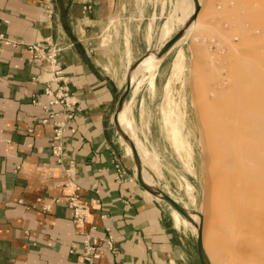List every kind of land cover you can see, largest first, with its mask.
Listing matches in <instances>:
<instances>
[{"label":"crops","instance_id":"0c3cea01","mask_svg":"<svg viewBox=\"0 0 264 264\" xmlns=\"http://www.w3.org/2000/svg\"><path fill=\"white\" fill-rule=\"evenodd\" d=\"M208 4L221 12L219 0ZM143 8L139 0H0V264H87L81 241L90 226L99 239L109 229L115 246L95 264L191 263L171 212L138 184L113 124L126 80L121 73L153 45L156 9ZM33 43L57 52L63 79L78 98L64 139L68 166L50 153L54 127L42 121L47 75L30 62L26 47ZM116 162L128 178L119 183ZM67 168L88 213L82 227L65 205Z\"/></svg>","mask_w":264,"mask_h":264},{"label":"rangeland","instance_id":"374dc122","mask_svg":"<svg viewBox=\"0 0 264 264\" xmlns=\"http://www.w3.org/2000/svg\"><path fill=\"white\" fill-rule=\"evenodd\" d=\"M200 2V15L195 27L162 59L155 84L159 65L151 72L139 69L135 77V80L142 79L139 89L134 94L131 86L125 101H129L132 108L137 136L156 155L159 173L152 177L155 187L175 198L179 204L186 205L189 211L203 216L202 242L210 264H264V213L259 204L249 202L242 207V211H237L233 227L224 221L219 182L213 172L209 145L203 139L201 127L208 110L233 103L238 92L244 97L241 104L245 108L260 107L264 103V89L261 91L256 87L253 80L254 76L261 77L264 83V0H219L221 12L210 8L208 3L211 0ZM139 4L144 7L142 13H151L156 9L157 16L149 33L153 44L150 50L154 52L161 44L158 33L162 22L170 15L185 20L192 1L139 0ZM181 27L175 22L168 39ZM115 29L117 38L119 32ZM113 37L108 32L104 35L111 43ZM178 52L183 53L179 60L176 59ZM128 70L121 76L126 78ZM246 76L253 78L249 80ZM260 79L257 82H261ZM166 81L173 85L174 101L179 105L184 134L192 150L190 158L177 151L172 137L161 126L160 104ZM125 85L126 80L120 92ZM119 134L117 132L118 142L125 155V144L120 141ZM125 158L135 170L132 158L126 155ZM186 182L193 186V202L184 194ZM155 198L163 203L167 213L172 212L173 208L166 202ZM180 218L181 224L177 229L187 242L192 257L190 264H200L195 249L197 232L191 222L186 218L185 221L183 216ZM185 222L188 224L184 225Z\"/></svg>","mask_w":264,"mask_h":264},{"label":"bare ground","instance_id":"6f19581e","mask_svg":"<svg viewBox=\"0 0 264 264\" xmlns=\"http://www.w3.org/2000/svg\"><path fill=\"white\" fill-rule=\"evenodd\" d=\"M191 1L192 6L188 11L185 20L170 15L162 22L158 33V39L161 41L160 47L171 35L173 24L175 22L182 25V27L187 23L189 17L194 11V2L193 0ZM198 1L201 5L200 0ZM198 15L200 14L198 13ZM198 15L194 21L188 24L183 35L173 44L172 48L178 45L191 31L197 21ZM126 46H128V44ZM158 49L147 54L138 66L131 71L130 81L134 94L137 92L142 82V79L136 78L135 80V77L139 74V69L147 72L150 70L151 72V69L158 66L161 60L165 57L163 56L159 58L156 56ZM182 55V52H178L176 59L179 60ZM255 77L256 76H254V78ZM252 78L250 77L249 80H252ZM254 78L253 80H255L256 83H254V85L261 88L260 90L262 91V89H264V83L261 80L262 78L256 77L257 79L261 78V82L258 81L260 83L258 85L257 79ZM166 82L167 83L164 84L162 88V102L160 104L161 126L164 128L167 135L172 137V141L174 142L177 151L182 155L184 154L187 158L190 156L192 150L190 149L189 142L184 134V123L182 116L179 115V105L174 101L173 85L169 81ZM238 93L234 96L235 101L233 103H224L223 105H220L219 108L208 110L201 122V127L204 132L203 139H205L209 145L210 158L214 168L213 172L216 173L219 182L218 192L224 211V221H228L232 227L235 225L234 217L237 211H242V207L249 202L259 204L264 213V103H262L260 107L257 106L250 109L245 108V106H243L244 104H241V100L243 101L244 97L242 94ZM117 119L122 128H120L121 132L119 137L120 141L125 144V155L132 158L130 146V143L132 142L141 162L142 178L146 183L154 186L152 177L159 173L156 155L148 150L145 144L137 136L135 121L129 101H125L122 110L118 113ZM177 124H179V126H177ZM206 151L208 152V150ZM144 167L151 171L152 174L151 172L146 171ZM192 187L193 186L189 182H186V185L184 186V194L190 202L194 201ZM182 206L188 209L186 205ZM180 217V214L173 209L171 212V219L176 228H179L181 224ZM193 219L194 223L192 224L194 230L197 232L198 217L193 215ZM186 223L187 222H185L184 225H186ZM203 223L202 220V225Z\"/></svg>","mask_w":264,"mask_h":264},{"label":"built area","instance_id":"2783aa9c","mask_svg":"<svg viewBox=\"0 0 264 264\" xmlns=\"http://www.w3.org/2000/svg\"><path fill=\"white\" fill-rule=\"evenodd\" d=\"M87 5L84 9H89ZM27 50L31 54L30 62L38 67H41L46 73L47 78L44 79L43 93L49 97L48 105H43V109L46 112V117L42 119L43 122L52 120L53 133L50 140V153L55 158L59 165H70L72 161L64 160L65 153V134L68 131L72 132L68 128V121L73 117L78 98L76 93L70 92L66 81L63 79L62 70L58 62L57 52L51 48L47 51H42L40 43H33L27 45ZM40 104L38 101H34ZM61 106V112H51L48 110L50 106ZM61 115V119H56ZM65 163V164H64ZM116 182H123L127 178L123 166L116 162ZM66 175L70 178L66 184L70 188V193L65 201V205L71 210L72 221L79 225L84 226L86 218L88 216L86 206L79 201V185L72 184L69 169H65ZM92 189L98 191L97 183H93ZM96 231V227L90 226L83 234L84 238L81 243V256L87 262V264H95V261L100 259L106 252H115L114 239L110 234L109 229H106V236L102 239L97 238L93 232Z\"/></svg>","mask_w":264,"mask_h":264},{"label":"water","instance_id":"95a60500","mask_svg":"<svg viewBox=\"0 0 264 264\" xmlns=\"http://www.w3.org/2000/svg\"><path fill=\"white\" fill-rule=\"evenodd\" d=\"M193 2H194V11H193L192 15L189 17L187 23H185V25L183 27H181V29L175 35L170 37V39H168L165 43H163L161 45V47L156 52L157 57L160 58V57L166 56L167 53L169 52V50L172 48L173 44L183 35V32H184L185 28L188 26V24H190L192 21L195 20L196 16L198 15V13L200 11L201 5H200L198 0H193ZM149 52H150V50L147 51L146 53H144L138 59H136L132 63L131 67H129L128 72L130 73L131 71H133L138 66V64L141 62V60ZM128 72H127V76H126L125 88L123 89V91L121 92V94L117 100L116 110H115V113L113 116V124H114L117 132H121V129H120L119 124H118L117 116H118V113L122 110L123 105L125 103V99H126L128 93L130 91L131 86H132L131 81H130V74ZM130 146H131V151H132V162H133L134 167H135V178H136L138 184L140 185V187L145 192L149 193L151 196L159 197L162 201L166 202L170 207H172L174 210H176L181 216L186 218L189 222L194 223L193 215H196L198 217L197 234L195 236V249H196L197 258H198L200 264H210L209 259L205 253V250L203 247V242H202V220H203V216L201 215V213L196 212V211H189L188 209L183 207L175 199H173L169 194L165 193L160 188L155 187V185L151 186L148 183H146L142 178L141 162H140L139 156H138L132 142L130 143Z\"/></svg>","mask_w":264,"mask_h":264}]
</instances>
